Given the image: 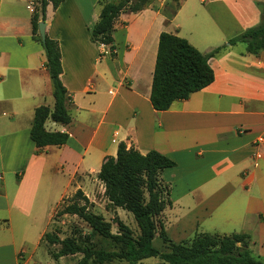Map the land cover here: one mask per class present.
I'll return each mask as SVG.
<instances>
[{
	"label": "crops",
	"instance_id": "crops-1",
	"mask_svg": "<svg viewBox=\"0 0 264 264\" xmlns=\"http://www.w3.org/2000/svg\"><path fill=\"white\" fill-rule=\"evenodd\" d=\"M99 1L48 7L46 35L60 43L72 122L49 120L48 131L69 139L39 150L30 136L35 111L53 109L55 98L44 48L32 33L36 0H0V264H42L35 257L58 206L84 191L90 178L98 181L104 160L116 157L121 143L176 163L161 175L172 203L164 225L174 242L200 231L251 233L201 230L217 218L252 220L263 235L264 51L254 56L228 42L261 22L264 0H181L171 20L162 13L166 0H155L154 7L119 17L116 58L91 40ZM164 32L205 55L227 47L210 59L215 81L209 87L158 112L151 92ZM47 254L45 264L76 258Z\"/></svg>",
	"mask_w": 264,
	"mask_h": 264
},
{
	"label": "trees",
	"instance_id": "trees-1",
	"mask_svg": "<svg viewBox=\"0 0 264 264\" xmlns=\"http://www.w3.org/2000/svg\"><path fill=\"white\" fill-rule=\"evenodd\" d=\"M164 16L171 20L180 8ZM64 0H36L32 16L34 39L44 48L46 69L50 74L55 98L53 109L42 106L36 109L31 139L39 150L49 146L67 144L66 132L48 131L46 124L52 122L68 126L72 122L69 109L70 98L61 76L63 74L62 54L59 41L46 38L42 42L39 23L46 22L48 7L57 10ZM155 0H100V17L91 30V40L99 46H106L110 55L116 58V22L123 13H139L154 7ZM244 44L246 53L258 56L264 51V16L261 22L231 39L228 45ZM227 46L203 54L186 39L170 33H162L159 41L155 72L152 83L151 103L158 112L168 111L174 102L187 100L194 93L209 87L215 81L210 59L221 54ZM176 167L167 156L150 151L141 154L121 143L116 157H107L97 179L105 188V196L115 209H122L134 216L140 234L135 237L132 229L117 219L118 233L112 232V224L95 214L89 208L90 200L82 190L59 205L56 217L77 216L84 221L93 234L110 245V249L91 245V236L79 235L62 239L54 229L46 232L42 242L55 258L82 255L76 264H111L127 261L138 264L149 259H160L165 264H264L252 254L251 237L248 234L196 233L192 239L174 242L169 238L164 222L160 219L168 206L169 187L163 182L162 173ZM160 239L166 246L162 252L154 245ZM56 247V250L54 249Z\"/></svg>",
	"mask_w": 264,
	"mask_h": 264
},
{
	"label": "rangeland",
	"instance_id": "rangeland-1",
	"mask_svg": "<svg viewBox=\"0 0 264 264\" xmlns=\"http://www.w3.org/2000/svg\"><path fill=\"white\" fill-rule=\"evenodd\" d=\"M179 1L181 4V0ZM175 9H176V1L166 0L165 5L162 8V11L164 10L167 14L171 15L174 13ZM88 182L89 184L87 187H85V190L83 192L90 200L91 204L89 208L91 209V211L97 215L102 216L105 219V221L111 223L112 232L114 234L118 233V225L116 224V221L117 219H120L121 221L124 222L125 225H127L132 229L135 237H137L140 234V231L137 226V223L135 222L134 216L131 213H128L124 210L115 209L109 203L107 197L105 196V188L99 180L96 181V179L90 178ZM72 196L68 198H71ZM56 212L57 210L55 211L54 216L52 218V223L50 225L49 231L56 229L60 233L62 239H65L66 237H78L80 234L83 236H91V241H92L91 245L96 246V248L99 247H106L107 249L111 248L108 243L102 241L96 234H93L92 230L88 228L86 223H84V221L79 219L77 216L56 217ZM160 219L164 222V214L161 216ZM243 229L249 230L251 232L250 235L252 236V246H253V248H251L252 254L256 257L261 258L264 261V257L258 254L259 247L261 246V244H263L262 241H264V234L263 235L259 234V232H261V226L257 222L254 223L252 222V220L242 221L239 219L238 220L232 219L230 222H227L223 218H217L214 221L208 222V225L201 230L239 232ZM201 232L202 231L198 233ZM33 235L34 232L31 231L30 236L32 237ZM193 237L194 236H192L191 239ZM154 245L157 249H159L162 252H165L167 250L166 246L163 245L160 239L155 240ZM38 249H39L38 254L35 257V260H38L42 264H45V262L49 260V256L47 254L48 247L41 245ZM33 250H34V246L30 247V249H27L28 253L26 256L28 257L30 254H32ZM81 258L82 255H77L76 258L74 259H71L70 257L64 258L61 261V264H74V262H77ZM111 264H130V263L127 261L116 260ZM138 264H165V263L162 260L156 258V259L145 260Z\"/></svg>",
	"mask_w": 264,
	"mask_h": 264
},
{
	"label": "water",
	"instance_id": "water-1",
	"mask_svg": "<svg viewBox=\"0 0 264 264\" xmlns=\"http://www.w3.org/2000/svg\"><path fill=\"white\" fill-rule=\"evenodd\" d=\"M46 28H47V23L46 22H40L39 23V34H40L42 42H45L46 38H47Z\"/></svg>",
	"mask_w": 264,
	"mask_h": 264
}]
</instances>
